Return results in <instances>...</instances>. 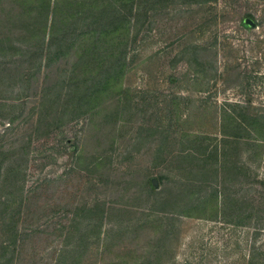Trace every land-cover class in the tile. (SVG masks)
Instances as JSON below:
<instances>
[{"label": "rangeland", "instance_id": "1", "mask_svg": "<svg viewBox=\"0 0 264 264\" xmlns=\"http://www.w3.org/2000/svg\"><path fill=\"white\" fill-rule=\"evenodd\" d=\"M168 3L166 9L149 14L147 30L125 79L134 99L130 121L120 124L113 135L108 128L98 131L94 125L79 122L43 137L36 130L34 96L0 103V111L3 108L18 116L13 123L0 119L4 175L10 168L23 170L24 191L33 195L30 222L39 219L43 211L49 216L48 227L53 225L48 228L42 222L46 231L31 237L20 264H50L61 248L63 226L57 227V223L74 216L76 207H92L97 202H105L115 211L113 223L108 221L102 228V239L113 226L114 232L127 226V233L107 247L104 242L93 244L81 264H153L160 248L164 252L161 264H249L253 258L263 263L264 216L256 229L229 225L207 212L191 216L161 213L155 218L161 231L149 224L136 231L139 225L144 226L148 212L146 180L167 170L159 159L155 161L162 140L160 129L152 130L154 125L169 130L176 147L168 150H173L183 132L219 137L225 108L233 117L264 115V0ZM246 13L260 22L259 27L240 22ZM172 75L178 79L174 84ZM76 136L87 154L103 159L95 173L74 163L70 146ZM261 145L257 165L248 161L247 147L231 154L234 160L240 155L239 162L252 165L256 178L264 181V141ZM183 181L177 178L178 183L185 184ZM238 189H243L241 184ZM246 190H240L239 195L247 200ZM257 196H262L259 203L264 208V185ZM191 199L198 202L201 194Z\"/></svg>", "mask_w": 264, "mask_h": 264}, {"label": "trees", "instance_id": "2", "mask_svg": "<svg viewBox=\"0 0 264 264\" xmlns=\"http://www.w3.org/2000/svg\"><path fill=\"white\" fill-rule=\"evenodd\" d=\"M169 1L0 0V103L34 96L38 106L36 130L43 137L54 136L63 126L79 122L94 125L98 131L108 128L113 135L120 124L130 121L134 99L125 79L147 30L149 14L166 9ZM245 18L253 19L255 28L259 27L253 15L244 14L242 24ZM173 76L172 84L178 80ZM11 113L2 108L0 119L13 123L18 116ZM161 127H152L160 129L162 140L155 161L159 159L167 170L156 176L158 188L152 179L146 180L148 212L144 214V226L139 225L136 231L148 224L160 228L155 218L161 213L191 216L194 212H207L232 226L257 229L264 216L263 204L259 203L262 196L259 198L257 191L264 181L256 178L252 165L239 162L240 155L234 160L231 152L247 147L248 161L257 165L264 141V115L243 113L233 117L225 108L219 137L183 132L178 148L173 150H168L176 147L169 130ZM70 147L75 153L74 163L84 170L95 173L102 166V158L81 148L79 137ZM5 159L0 149V264H20L31 237L46 231L42 222L48 227L49 216L42 211L39 219L30 222L33 195L24 191L22 169L10 168L4 175ZM178 177L185 184L178 183ZM239 184L241 191L247 188V200L239 195ZM196 193L201 199L193 203L191 198ZM114 212L105 202L76 207L74 216L57 223V227L63 226L61 248L50 264H81L93 244L104 242L107 247L110 241L126 236L127 226L117 232L113 226L102 239V228L112 222ZM27 221L30 224L25 227ZM162 254L160 248L153 264H161ZM249 264L264 261L253 258Z\"/></svg>", "mask_w": 264, "mask_h": 264}, {"label": "water", "instance_id": "3", "mask_svg": "<svg viewBox=\"0 0 264 264\" xmlns=\"http://www.w3.org/2000/svg\"><path fill=\"white\" fill-rule=\"evenodd\" d=\"M244 24L247 27H250V28H254L256 26V22L253 19H251V18H245L244 19ZM152 182H153L154 186L157 188V186H158L157 180L153 179Z\"/></svg>", "mask_w": 264, "mask_h": 264}]
</instances>
